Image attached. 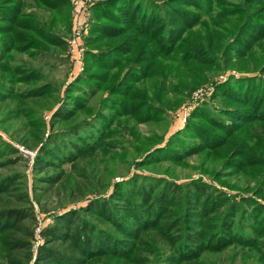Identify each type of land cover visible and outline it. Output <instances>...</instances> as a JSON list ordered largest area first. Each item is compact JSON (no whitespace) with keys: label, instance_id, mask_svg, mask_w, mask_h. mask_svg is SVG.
<instances>
[{"label":"trees","instance_id":"1","mask_svg":"<svg viewBox=\"0 0 264 264\" xmlns=\"http://www.w3.org/2000/svg\"><path fill=\"white\" fill-rule=\"evenodd\" d=\"M35 1L53 11L69 6L68 0ZM256 1L261 0L232 5L221 0H98L92 7L94 18L88 38H84L85 74L67 90L70 106L59 105L51 120H65L79 113L85 116L70 128L51 131L44 140H39L38 132L33 135L32 146L41 144L33 161L37 172L33 187L40 184L48 190L64 176H71L68 185L80 181L71 194L103 191L98 186L89 188V168L73 177L64 165L73 167L87 159L84 162L90 167L94 155L104 154L108 146L117 143L114 137L124 136L118 129L121 119L148 123L163 117L168 107L164 93L178 88H166L164 81L154 100L135 89L156 66H167L165 62L171 61V70L180 75L185 65L217 61L207 48L217 47L214 34L218 32L205 31L199 39L188 40L195 27L207 26L204 15L227 21L241 16L236 33L221 51L243 59L264 40V3L252 9ZM23 5L24 0H0L3 97L49 94L53 85L43 81L38 70L14 60L18 54L57 55L65 45L52 21L49 26ZM60 20L69 30L68 17ZM256 71L260 75H241L217 85L211 100L219 99L220 106H195L173 141L155 145L138 166L156 162L160 155L181 161L179 152H175L180 149L189 155L225 149L223 166L227 171L244 174L253 166L262 167L255 193L263 196L264 141L252 139L250 129L264 126V63ZM21 82L36 83L17 92L16 85ZM78 90L81 95L70 94ZM99 93L103 94L91 109L86 100ZM131 130L135 135L133 127ZM20 159L18 150L0 138V169ZM51 168L57 171L46 173ZM23 177L16 171L0 174V264H196L204 253H220L231 245L255 251L254 255L264 262L257 249L264 246V239L257 238L264 235V205L251 197L235 201L201 177L179 182L160 174L134 173L114 181L107 197L91 198L84 206L52 215L38 233L32 196ZM243 222L257 237L247 234Z\"/></svg>","mask_w":264,"mask_h":264},{"label":"rangeland","instance_id":"2","mask_svg":"<svg viewBox=\"0 0 264 264\" xmlns=\"http://www.w3.org/2000/svg\"><path fill=\"white\" fill-rule=\"evenodd\" d=\"M75 1L76 0H68L70 7H64V9L60 11H53L39 5L35 0H24L23 6H25V10L35 13L34 15L38 19L48 22V25L51 21L54 23L52 27L55 32L62 34L65 45L62 52L57 55L28 57L25 54H18L15 57L16 60H14L15 63L26 64L22 66L38 70L43 75V81L50 82L53 85L49 94L26 97L16 93V96H0V138L16 148L21 158L13 165L0 169V174H8L16 171L24 175L23 181L32 196L37 224L39 226L47 224L52 215L69 208L76 209L80 206H84L87 200L91 198L107 197L110 194L114 181L125 180L134 173L160 174L167 178H173L179 182L201 177L210 185L225 192L228 197L235 201H239L241 200L240 198L243 197H251L264 205V195L257 196L255 193V189L260 186L259 181L261 180V176L259 170H262V167L253 166L249 169V173L247 172L244 174L235 171H227L223 166L225 156L227 155L225 149H220L210 154L193 155L187 154L188 152L183 153L182 149H180V151L175 152H179V160L181 161L169 160L165 156L160 155L156 162L152 161L146 165L138 166V162L144 158L148 150L152 149L155 145H164L167 143V140L172 142V137H175L177 132L184 128L186 122L181 124L177 120L176 112L182 103L190 99L194 91L198 89L202 90L203 96L191 104L190 112L195 106L203 103H208V105L211 106L210 108L213 109L221 104L219 99L213 98V101L211 100V96L217 85L226 82L230 78H237L241 75H260L259 71L256 70L264 63V40H262L260 44L255 45L253 50L248 52L241 60L235 58L233 55H224L221 51L223 46L236 33L241 22L240 15L229 17V21L211 20L204 15L203 19L208 20L207 26L195 27L194 31L190 34L188 40L192 41L194 39H199V36H203L205 31L209 33L218 32V34H214L215 39L218 40L217 47L211 48L210 45H208L207 48L210 49L211 53L217 56V61L215 63L210 65H185L183 66V73L177 75L174 70L170 68L172 62L166 61L165 64L167 66H164V64L158 67L156 66L152 74H150L145 81L136 85L135 89L141 91V95L145 92L147 98L150 100H154V97L157 96L156 91L162 88L161 86H163L164 81L167 85L166 88H171L172 86L179 89H176V92L173 93L170 91L164 93L166 96L164 103H166L165 105L169 108L167 107L163 117L148 123H138L130 119L127 121L121 119V126L118 129L120 132H124V136L119 134L114 137L117 141L114 147L111 145L108 146L107 151L99 157L98 155H94L93 159H91L90 167L84 162V160L87 159L78 161L73 167L69 164L64 165L63 168L65 171L71 173L73 177L79 175L85 167L89 168L87 171L90 182L88 185L89 188L92 189V187L98 186L99 188L102 187L104 189L103 191L99 189L93 192L90 191L85 195L77 193L71 194V189L75 188L74 184L80 182L75 181V183L68 185L67 182L71 179V176H64V180L48 190H44L43 187L46 186L40 184L36 185L37 188L33 187L35 184L34 178L37 176V172L33 167L34 160L30 161L27 154L23 153L20 148L35 152L36 156L38 148L41 145L37 142L36 145L32 146L34 143L31 139H33L32 137L36 132H38L39 140H44L51 131L70 128L71 125L85 116L79 113V115L69 119L54 122L51 120L54 109L59 105L64 104L67 107L70 106L69 103L71 100L66 97L67 90L85 74V63L83 64L82 62L81 65L73 63L69 59L66 50V40L71 32L72 10ZM221 1H225L229 5L240 4L242 2V0ZM97 2L98 0H91L87 10L89 15V23L85 34L87 38L90 31L89 28L94 18L92 7ZM263 3L264 0L254 2L252 9L258 8ZM66 17L70 20L69 30L65 24L66 22L60 20ZM224 30L225 33H223ZM87 38L84 39V45H87ZM192 73L196 74L194 78L193 75H190ZM262 77H264V74ZM33 83L36 82H21L16 85V90L20 92L30 87ZM70 94L79 96L82 93L78 90L72 91ZM102 94L103 93H99L97 96L91 97L90 99L89 97L87 98L86 101L92 106L91 109H95L99 101V96ZM131 127L134 128L135 135ZM116 128L117 126L114 125V130L118 131ZM250 130L252 139L264 141V126H254L251 127ZM130 131H132V134ZM177 144L178 143H174V148L179 150L175 147ZM100 157H104L102 161H99ZM95 160H97V162H94ZM56 171V168H51L46 171V173L54 174ZM63 182H65V184H63ZM237 223L238 220H236V224ZM243 226L247 234L257 237L255 233H251L250 229L246 228V222H243ZM257 226L259 227L258 223ZM257 238L258 240H263L264 235H260ZM36 243L37 242H35V244ZM257 249L258 255L264 256V246ZM254 254H256L255 251L249 252L239 246L231 245L220 253H204L200 261L196 264H263L264 262H261L258 256ZM157 264L165 263L158 262Z\"/></svg>","mask_w":264,"mask_h":264},{"label":"built area","instance_id":"3","mask_svg":"<svg viewBox=\"0 0 264 264\" xmlns=\"http://www.w3.org/2000/svg\"><path fill=\"white\" fill-rule=\"evenodd\" d=\"M90 1L91 0H76L72 10L71 32L66 40V50L69 59L77 65H81L85 51L84 38L89 23L87 10L89 8ZM202 96V90L198 89L192 93L188 101H185L180 105L177 109L176 117L181 124L186 122L188 114L191 110V104L200 99ZM20 150L27 154L30 161L34 160L35 152L29 151L25 148H20ZM39 229L40 226L37 225V233L39 232Z\"/></svg>","mask_w":264,"mask_h":264}]
</instances>
